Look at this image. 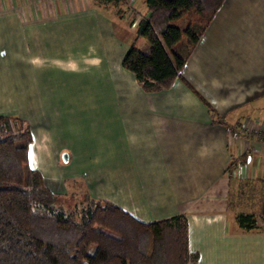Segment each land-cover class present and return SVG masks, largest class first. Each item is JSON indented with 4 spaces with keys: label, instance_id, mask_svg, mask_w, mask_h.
I'll return each mask as SVG.
<instances>
[{
    "label": "crops",
    "instance_id": "crops-1",
    "mask_svg": "<svg viewBox=\"0 0 264 264\" xmlns=\"http://www.w3.org/2000/svg\"><path fill=\"white\" fill-rule=\"evenodd\" d=\"M136 3L0 0V116L31 126L29 164L57 194L72 180L145 223L184 214L197 264H264L244 200L263 194L264 145L234 137L264 128V0H225L181 70L190 87L157 92L122 65Z\"/></svg>",
    "mask_w": 264,
    "mask_h": 264
},
{
    "label": "trees",
    "instance_id": "trees-1",
    "mask_svg": "<svg viewBox=\"0 0 264 264\" xmlns=\"http://www.w3.org/2000/svg\"><path fill=\"white\" fill-rule=\"evenodd\" d=\"M224 1L145 0L148 13L123 67L147 92L169 89L178 79L188 85L181 70ZM146 33L147 52L136 46ZM32 141L25 120L0 116V264H197L186 215L145 223L88 192L80 204L66 207L41 171L31 168ZM247 160L245 153L234 159L230 177ZM260 207L264 215V190ZM236 221L245 231L257 230L253 212L237 214Z\"/></svg>",
    "mask_w": 264,
    "mask_h": 264
},
{
    "label": "rangeland",
    "instance_id": "rangeland-1",
    "mask_svg": "<svg viewBox=\"0 0 264 264\" xmlns=\"http://www.w3.org/2000/svg\"><path fill=\"white\" fill-rule=\"evenodd\" d=\"M137 10L143 12L144 9H148L146 7V2L145 0H137L136 3V7ZM190 22V18H185V20L183 21V25H188V23ZM142 38V37H141ZM140 38V39H141ZM192 39H195V36L192 37ZM149 42L147 41H143L141 40L140 42H138L137 47L140 48L141 50L147 52L149 50ZM254 158V157H253ZM252 158V159H253ZM65 188H66V192L65 194H60L62 195V202L66 207H74L75 204H80L81 200L83 199V193H85L83 189L79 188L77 184H74V182L72 180L69 181H65ZM247 188V187H245ZM252 191V189H251ZM74 193V194H73ZM255 193V192H254ZM258 193V192H257ZM249 194L247 195V197H244V200H246L247 205H250V207H255L257 206L258 209H261L260 204H261V196L260 194ZM256 207L253 209L257 215V217L260 220H263V216L261 215L262 213H258V209ZM257 209V210H256Z\"/></svg>",
    "mask_w": 264,
    "mask_h": 264
},
{
    "label": "built area",
    "instance_id": "built-area-1",
    "mask_svg": "<svg viewBox=\"0 0 264 264\" xmlns=\"http://www.w3.org/2000/svg\"><path fill=\"white\" fill-rule=\"evenodd\" d=\"M131 0H128L130 6ZM131 7V6H130ZM234 137L240 141H247L249 138L253 140V143H260L264 145V128L253 130L249 127H245L234 134Z\"/></svg>",
    "mask_w": 264,
    "mask_h": 264
},
{
    "label": "water",
    "instance_id": "water-1",
    "mask_svg": "<svg viewBox=\"0 0 264 264\" xmlns=\"http://www.w3.org/2000/svg\"><path fill=\"white\" fill-rule=\"evenodd\" d=\"M67 158H68L67 155H65V162H67Z\"/></svg>",
    "mask_w": 264,
    "mask_h": 264
}]
</instances>
